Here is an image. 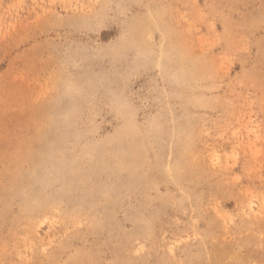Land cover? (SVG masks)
Wrapping results in <instances>:
<instances>
[{
    "label": "rangeland",
    "instance_id": "1",
    "mask_svg": "<svg viewBox=\"0 0 264 264\" xmlns=\"http://www.w3.org/2000/svg\"><path fill=\"white\" fill-rule=\"evenodd\" d=\"M0 264H264V0H0Z\"/></svg>",
    "mask_w": 264,
    "mask_h": 264
}]
</instances>
